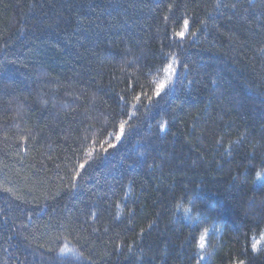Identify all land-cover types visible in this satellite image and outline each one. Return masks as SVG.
<instances>
[{
  "label": "trees",
  "instance_id": "16d2710c",
  "mask_svg": "<svg viewBox=\"0 0 264 264\" xmlns=\"http://www.w3.org/2000/svg\"><path fill=\"white\" fill-rule=\"evenodd\" d=\"M231 3L0 0V264H264V0Z\"/></svg>",
  "mask_w": 264,
  "mask_h": 264
},
{
  "label": "snow or ice",
  "instance_id": "6c2138e0",
  "mask_svg": "<svg viewBox=\"0 0 264 264\" xmlns=\"http://www.w3.org/2000/svg\"><path fill=\"white\" fill-rule=\"evenodd\" d=\"M221 8H231V9H236L237 8V4L235 3H231V4H223L221 5L220 4V0H217V9H221ZM229 19H231V17H229ZM184 31H180L178 33H176V35L180 38H184L185 37V34L188 30V27H189V21L188 20H184ZM193 36L196 35L195 32L191 33ZM109 51V54H111V50H108ZM168 73H169V76L166 77L165 81L164 82H161L155 89V92H154V96L155 97H160L162 95V93H164L166 91V85L169 81L172 80L173 78V75L175 74L176 70L173 68V65L170 63L167 65V68L165 69ZM141 98L140 95H137L135 97V99L137 101H139ZM151 100V98H149ZM119 129H120V133L119 135H117L115 137L116 141L117 142H120L123 138V136L125 135V123L124 122H121L120 125H119ZM22 139H27V137H22ZM117 146V144H114V143H110L108 145V148L104 149L105 152H107L109 149H113ZM250 163H253V164H256V162L252 161ZM257 167L260 168V171H256V176L257 178H261V177H264V150H261V158H260V161L258 164H256ZM81 167L83 168L84 165H81ZM255 170V168L253 169ZM79 175V173H77V176ZM253 183H255V181H253ZM185 211H187V209H185ZM205 234H207V229L204 230ZM200 240H201V243H200V247L201 248H204V235H201L200 236ZM61 251H64L63 249ZM233 264H245V262L243 260H238V261H234Z\"/></svg>",
  "mask_w": 264,
  "mask_h": 264
},
{
  "label": "rangeland",
  "instance_id": "374dc122",
  "mask_svg": "<svg viewBox=\"0 0 264 264\" xmlns=\"http://www.w3.org/2000/svg\"><path fill=\"white\" fill-rule=\"evenodd\" d=\"M173 68H174V65H173ZM169 76V73L168 72H166V76H165V78H164V81H165V79H166V77H168ZM169 83V82H168ZM167 83V84H168Z\"/></svg>",
  "mask_w": 264,
  "mask_h": 264
}]
</instances>
